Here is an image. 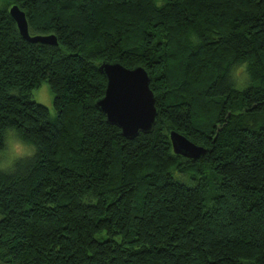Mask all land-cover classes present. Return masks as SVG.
I'll return each mask as SVG.
<instances>
[{
  "label": "trees",
  "instance_id": "trees-1",
  "mask_svg": "<svg viewBox=\"0 0 264 264\" xmlns=\"http://www.w3.org/2000/svg\"><path fill=\"white\" fill-rule=\"evenodd\" d=\"M103 60L147 70L151 132L97 108ZM9 129L34 151L0 169V264H264V0H0V151Z\"/></svg>",
  "mask_w": 264,
  "mask_h": 264
},
{
  "label": "water",
  "instance_id": "water-1",
  "mask_svg": "<svg viewBox=\"0 0 264 264\" xmlns=\"http://www.w3.org/2000/svg\"><path fill=\"white\" fill-rule=\"evenodd\" d=\"M9 14L25 40L32 43L56 44L53 34L31 35L25 13L17 5L9 8ZM99 70L105 76L106 85L103 96L95 104L104 114L106 121L116 125L126 138H134L140 132H151L158 112L147 70L140 65L127 68L116 60H103ZM169 138L175 154L196 159L205 152L202 146L194 144L176 131H170Z\"/></svg>",
  "mask_w": 264,
  "mask_h": 264
},
{
  "label": "rangeland",
  "instance_id": "rangeland-1",
  "mask_svg": "<svg viewBox=\"0 0 264 264\" xmlns=\"http://www.w3.org/2000/svg\"><path fill=\"white\" fill-rule=\"evenodd\" d=\"M234 74L237 76L238 79L243 78L244 80V72L241 67L235 68ZM237 84L243 87L247 84V82L240 83V81L237 80ZM32 97L34 101L45 105L51 115L56 114V111L53 107V94L46 81L41 82L38 87L32 90ZM4 142L6 144V147L4 150L0 151V169L6 170L12 165L13 161L16 158L23 156L22 154L27 153L30 150L31 151L28 154H31L34 151V147L32 145L25 144L20 141L19 138L16 136L15 132L11 129L6 131Z\"/></svg>",
  "mask_w": 264,
  "mask_h": 264
}]
</instances>
